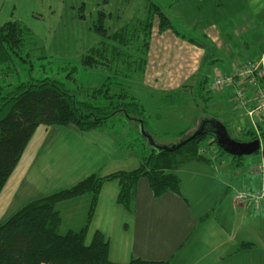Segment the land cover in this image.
<instances>
[{
  "label": "rangeland",
  "instance_id": "obj_1",
  "mask_svg": "<svg viewBox=\"0 0 264 264\" xmlns=\"http://www.w3.org/2000/svg\"><path fill=\"white\" fill-rule=\"evenodd\" d=\"M151 3L163 4L161 10L176 20L174 6L172 7L174 0H0V26L10 20L20 21L31 32L22 43V48L13 54L10 64L0 68V85L4 90H7L30 79L55 78L59 79L69 90L78 92L81 98L94 101L91 87L103 83L108 75L113 77L114 72L111 71V67H123L120 62L121 58L117 57L113 62L104 59V65L88 68L81 64L82 56L88 54L104 39L100 26L108 33L116 31L127 23L133 26L132 23L137 20H134L135 17L144 16L142 19L147 17L149 13L147 9L149 10ZM196 4L193 3L188 7V11ZM173 19L171 20L173 21ZM132 20L134 21L132 22ZM159 22L160 17L156 14L152 33L153 50L159 48L156 53V66L147 64L144 74L134 70L131 76L125 74L114 76V81L120 83L116 91L120 92L121 88H124V91L136 95L137 100L146 107L147 129L159 143L181 141L195 128L198 129L197 119L200 120L206 113L226 122L232 137L244 138L239 130L241 126L238 117L233 115V112L237 114L234 108L243 109L231 99L232 88L229 85H221L223 86L221 89L213 88L214 80L218 75H222L220 73L227 67L225 65L241 60L237 56L233 60L231 55L223 50V48L226 49L224 44L216 41V36L220 34L222 26L213 29L203 24L202 29L198 30L197 27L174 24V28L177 27L182 37L185 34L186 38H196L198 43L205 45L208 49H212L214 46L216 53L222 56V61L217 56L218 60L215 65H205L203 73H207L210 77L207 86L204 85L203 88L212 90L211 93L214 96L211 104L208 105V100L199 98L197 82L202 77L201 74L195 75L194 73V76L192 75L189 82L185 84L189 86L186 89L180 87L177 92L168 90L176 88L171 84L174 83L173 79L184 78L194 67L189 64L187 48L176 44L169 38L160 37L162 34L158 33ZM135 26H138L136 22ZM109 44L115 46L114 49L118 53H123V44L116 41H109ZM136 51V49L130 48L129 52L134 55ZM139 56L140 53H136L134 57L128 59L137 63L140 60ZM255 57L250 59H257L259 56ZM106 63H111L112 66L108 67ZM137 67L135 65L134 69ZM200 68L202 67L200 66ZM1 69H5L4 72H7V76L4 77ZM146 71L148 72L147 77L145 76ZM157 71L160 73L154 75L155 80H153V74ZM200 71L202 72V69ZM216 88L220 87L216 86ZM249 89L248 97L251 98L255 94V86L250 83ZM170 95L171 97H168ZM171 101H174V104ZM205 106L208 111L205 110ZM244 117L247 121V114H244ZM42 126L38 133L44 130L45 125ZM46 127H50L47 135L56 141L51 145V151L41 156V160L43 164L50 167V171L48 169L47 172L71 168L72 175L64 182L65 184L78 180L90 172L104 174L110 170L123 169V167H136L145 155V152L141 150L144 143L147 148L148 138L142 131H137L136 123L128 119L125 114L114 115L102 127L90 132L82 131L74 125ZM185 129L188 130L182 135V131ZM258 129L259 132L254 130L255 134L253 135L259 137L264 143L262 130ZM206 143H211L210 147L205 150L207 156L211 161L221 166L220 173H227L230 178L238 179L242 175L243 178L248 177L253 163L257 161L254 168L264 163L263 147L257 152L244 155L241 163L235 165L240 161H235L234 164L231 162L232 154L219 152L217 143H214L212 136L207 138ZM105 148L114 155L126 156L128 162L122 165L121 162L112 159ZM100 152L106 154V158L100 159ZM28 154H32V147L28 150ZM101 163L104 164L101 165ZM39 171L37 170L36 173ZM253 171L260 175V185L262 186L264 165L262 171L255 169ZM38 183V187L34 186L36 190L23 197V200H20L21 197L14 199L10 208L13 211L12 214L24 204L47 193L50 189L46 181L40 180ZM1 198L0 203L2 202ZM3 217L1 221L7 219V216ZM62 230L64 227H61ZM90 239L89 235L87 241L89 242Z\"/></svg>",
  "mask_w": 264,
  "mask_h": 264
},
{
  "label": "crops",
  "instance_id": "obj_2",
  "mask_svg": "<svg viewBox=\"0 0 264 264\" xmlns=\"http://www.w3.org/2000/svg\"><path fill=\"white\" fill-rule=\"evenodd\" d=\"M193 3H197L196 6L188 11V7ZM174 13L180 26L185 24L197 27L198 30L202 29L203 24L213 29L222 26L216 41L224 44L226 49L223 50L229 53L233 60L235 56L241 59L225 65L227 67L220 73L222 76L233 74L234 66L246 59L264 55V0H175ZM159 34H162L160 37L163 39L169 38L187 48L189 64L194 67L184 78L173 79L174 83L171 84L176 88L168 90L177 92L178 88L189 82L194 73L208 76L207 73H203L205 65H215L218 58L222 61V56L216 53L214 46L208 49L205 45L191 42L171 29ZM153 48L151 39L147 63L149 66L151 64L156 66L157 63L156 53L159 48L154 50ZM158 73L160 71L153 74V80H155L154 75ZM145 76H148L147 71ZM235 82L234 90L237 85L244 83L240 78H235ZM247 85L249 87V83ZM209 90L204 92L208 105L214 99L212 90L208 92ZM233 91L231 99L234 101ZM206 107L205 110L208 111ZM239 107L243 110L234 108L237 114L233 112V115L238 117L242 126L240 133L244 134L246 129L252 127L251 120H255L259 128L260 126L264 128V117L250 118L246 107L240 104ZM244 114H247V121ZM206 116L216 118L210 113H206ZM41 126L34 133L0 193V198L3 195L0 203V221L3 216H7L6 220H8L27 204L12 214L10 208L14 199L21 197L20 200H23L27 194L33 193L36 190L34 186L38 187L40 180L46 181L50 187L47 193L40 196L44 197L59 189L72 186L92 173L107 175L118 170H132L143 162L142 157L136 167H123L104 174L90 172L78 180L65 184L64 182L72 175V169L64 168L47 172L50 167L41 160V156L50 152L51 145L56 141L47 135L50 127L46 125L44 130L38 133ZM174 143L177 142H162L167 145ZM31 147L32 154L29 155L28 150ZM105 149L112 159L121 162L122 165L128 162L126 156L114 155L109 149ZM99 155L100 159L106 158L103 152ZM231 162L234 163L235 160L232 159ZM37 170L40 171L36 173ZM220 170L221 166L211 160L187 162L177 169L182 180L181 193L166 192L159 197L154 195L149 180L142 177L136 184L132 211L117 201L119 181L116 179L106 181L98 197L88 236L90 235L92 239L97 230L103 232L109 240L110 258L116 262H128L133 258L141 257L168 260L169 264H264V198L256 207L248 206L244 202L240 203L235 197L239 191L261 190L260 175L250 168L248 177L243 178L242 175L237 179L230 178L227 173H220ZM91 201L92 195L85 194L57 204L62 217L61 227H64L61 233L79 230L86 224ZM243 241L252 242L254 246L240 249L239 244Z\"/></svg>",
  "mask_w": 264,
  "mask_h": 264
},
{
  "label": "trees",
  "instance_id": "obj_3",
  "mask_svg": "<svg viewBox=\"0 0 264 264\" xmlns=\"http://www.w3.org/2000/svg\"><path fill=\"white\" fill-rule=\"evenodd\" d=\"M162 5L151 3L145 19H142L144 16L135 17L137 27L134 20H132L133 26L127 23L112 33H108L100 26L104 39L88 54L82 56L81 64L88 68H96L104 65V59L113 62L120 57L123 67L117 68L111 63H106L108 67L112 66L111 71L114 72V76L124 74L131 76L134 70L144 74L155 15L158 14L160 17L159 33L169 29L178 35L181 33L177 27L174 28V24L180 25L178 19L174 20L163 12ZM28 33L31 34L30 29L20 21L10 20L0 26V68L10 64L13 54L22 48ZM188 40L198 43L193 37H188ZM109 41L123 44V53H118ZM130 48L140 53V60L137 63L128 59L136 54H130ZM135 65L138 67L134 69ZM4 70L1 69V72L5 77L7 72ZM114 76L108 75L103 83L91 87L94 101L81 98L78 92L69 90L55 78L30 79L7 90L0 85V193L40 125H74L82 131H90L102 127L114 115L125 114L128 119L136 123L138 132H141L143 126L144 130L150 133L147 129L146 107L137 100L136 95L124 91V88L117 92L120 83L114 81ZM208 78L204 75L197 82L199 98L203 100H207L204 94L207 89L203 86H207ZM188 87L184 85L183 89ZM171 103L174 104V101ZM204 118L208 117L205 115L198 119L197 128ZM225 126L227 128L226 124ZM187 130H183L182 135ZM195 130L184 136L182 140ZM260 130L264 137L262 126ZM253 134L255 131L250 127L249 131L243 134L244 138L236 139L250 141L258 138ZM209 136L213 137L206 132L199 133L174 150H158L147 140V148L144 143L141 149L145 155L139 167L132 170H118L107 175L92 173L70 187L30 201L8 220L0 221V264H169L168 260L141 257L133 258L128 262L113 261L109 255V240L103 232L97 230L92 239L87 241L91 219L101 188L106 181L114 179L119 181L117 201L129 211L133 210L136 184L142 177L149 180L157 197L166 192L181 193L182 180L177 169L192 160L210 161L205 153L211 144L206 143ZM152 137L156 143L162 144L153 135ZM214 143H217V140L214 139ZM216 145L219 152H226L218 143ZM262 147L264 151V143ZM243 157L232 155L235 161H242ZM85 194L92 195L86 224L79 230L61 233L62 217L57 204ZM239 245L240 249H246L253 247L254 243L243 241Z\"/></svg>",
  "mask_w": 264,
  "mask_h": 264
},
{
  "label": "built area",
  "instance_id": "obj_4",
  "mask_svg": "<svg viewBox=\"0 0 264 264\" xmlns=\"http://www.w3.org/2000/svg\"><path fill=\"white\" fill-rule=\"evenodd\" d=\"M255 60L257 61L250 59L246 62H241L239 65H235L236 67L234 66L233 74L225 76L218 75L213 82V88L215 89H221L223 87L221 85H229L233 91L234 85L236 84L235 78H240L244 83L236 86V89L233 91V98L235 102L246 107L250 118H254L255 116L264 117V55ZM247 83H251L255 86V94L251 98L248 97V95H250V89ZM216 86L220 88H216ZM251 126L256 132H259V126L255 120H251ZM241 129L242 126L239 130ZM262 145L263 143L261 140V148ZM254 165L252 166V170L262 171L264 163L255 168ZM262 173L263 185L261 190L257 192L239 191L235 196L238 202H244L248 206L254 205L256 207L261 204V200L264 198V171Z\"/></svg>",
  "mask_w": 264,
  "mask_h": 264
},
{
  "label": "water",
  "instance_id": "obj_5",
  "mask_svg": "<svg viewBox=\"0 0 264 264\" xmlns=\"http://www.w3.org/2000/svg\"><path fill=\"white\" fill-rule=\"evenodd\" d=\"M141 131L148 138L150 144L155 146L158 150H174L176 148L181 147L186 142L194 138L196 135L202 132H206L207 134L213 135L219 146H221L226 152L235 156H244L249 155L254 152H257L261 148V139L256 138L250 141H240L236 138L232 137L226 128L225 124L216 118H204L201 120L199 127L195 130L191 135L187 138L171 144H158L153 140V137L150 133H147L143 126L141 127Z\"/></svg>",
  "mask_w": 264,
  "mask_h": 264
},
{
  "label": "flooded vegetation",
  "instance_id": "obj_6",
  "mask_svg": "<svg viewBox=\"0 0 264 264\" xmlns=\"http://www.w3.org/2000/svg\"><path fill=\"white\" fill-rule=\"evenodd\" d=\"M213 138L216 140V138L213 136Z\"/></svg>",
  "mask_w": 264,
  "mask_h": 264
}]
</instances>
